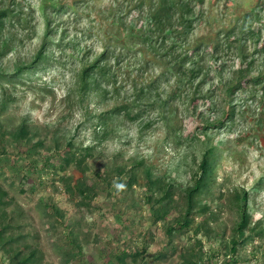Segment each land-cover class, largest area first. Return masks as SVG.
<instances>
[{
  "label": "rangeland",
  "instance_id": "1",
  "mask_svg": "<svg viewBox=\"0 0 264 264\" xmlns=\"http://www.w3.org/2000/svg\"><path fill=\"white\" fill-rule=\"evenodd\" d=\"M191 1L0 0V264H264V0Z\"/></svg>",
  "mask_w": 264,
  "mask_h": 264
},
{
  "label": "trees",
  "instance_id": "2",
  "mask_svg": "<svg viewBox=\"0 0 264 264\" xmlns=\"http://www.w3.org/2000/svg\"><path fill=\"white\" fill-rule=\"evenodd\" d=\"M192 1H194V0H192ZM192 1L191 2H188V4L186 3L185 5H187L186 7L189 9V11H192V9H194V4L192 3ZM201 1H203V0H201ZM177 3L176 2H174L173 1V3L172 4H168V6H167V8L165 9L166 11H171V10H173V7L176 5ZM192 4H193V6H192ZM174 5V6H173ZM184 4H182V6H183ZM186 12H188V11H186ZM157 13V12H156ZM189 13V12H188ZM9 15V12L7 11V10H1L0 11V21H3L5 18H6V16H8ZM155 16V18L158 20H160V21H158V23L161 25V20L162 19H164L163 18V16L160 14V15H154ZM161 27V26H160ZM158 29H160L159 31H163L162 30V28H158ZM181 64H182V68L184 67L183 65V63H184V61H182L181 60V62H180ZM196 64V63H195ZM197 66H195V65H193V66H191V68H188L187 69V72H190V75L191 76H193V77H198L199 75H201V73H204V69H203V66H200V64H196ZM264 81V75L262 76V78L259 80V83H261V82H263ZM236 88V87H235ZM235 90V89H234ZM128 106H122L121 108H119V110H121V109H125L126 110V113H127V115H129L132 119H136V116L138 115V114H132L130 111H129V109L127 108ZM168 194H170V191L168 192ZM1 203V202H0ZM243 213H244V215H246V213H245V210L243 209ZM243 215V216H244ZM245 223H246V220L244 219L243 220V223L241 224V227L243 228L244 226H245ZM185 224V223H184ZM180 225H182V223H179V225H178V227H180ZM186 225H187V222H186ZM177 227V226H176ZM3 233H4V228H0V249L1 250H8L9 251V246H10V239H3ZM19 253H15L14 254V260L16 259V258H18L19 257ZM35 257V254L34 255H29V256H25V257H22L21 258V261H20V263L19 264H29V263H31L32 262V259ZM14 263H15V261H14Z\"/></svg>",
  "mask_w": 264,
  "mask_h": 264
}]
</instances>
